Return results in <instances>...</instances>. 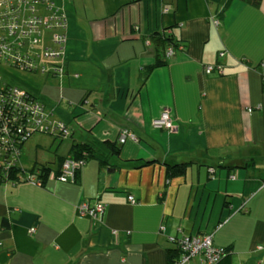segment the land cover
Instances as JSON below:
<instances>
[{
	"label": "crops",
	"instance_id": "0c3cea01",
	"mask_svg": "<svg viewBox=\"0 0 264 264\" xmlns=\"http://www.w3.org/2000/svg\"><path fill=\"white\" fill-rule=\"evenodd\" d=\"M53 2L67 17L66 74L31 73L40 78L28 90L71 135L33 160L29 139L21 163L58 170L74 142L98 158L75 182L0 181V264H170V236L211 232L231 250L221 264H264V0ZM156 32L184 49L167 57ZM218 63L224 74L204 71ZM164 109L175 130L153 127ZM123 129L138 140L120 143ZM166 162L190 164L169 178ZM85 201L104 212L83 214Z\"/></svg>",
	"mask_w": 264,
	"mask_h": 264
},
{
	"label": "built area",
	"instance_id": "2783aa9c",
	"mask_svg": "<svg viewBox=\"0 0 264 264\" xmlns=\"http://www.w3.org/2000/svg\"><path fill=\"white\" fill-rule=\"evenodd\" d=\"M215 22L218 24L219 20L215 18ZM66 30V14L55 7L53 0H0V71L8 67L29 73L65 75ZM45 31L50 34L45 35ZM183 49V45L170 46L166 55L172 57L177 50ZM220 56L225 57V51H221ZM204 71L207 74H224L225 66L222 63L206 64ZM248 111L252 112L253 108L249 107ZM152 125L169 131L177 128L169 109H164ZM37 132L59 137L71 135L70 127L64 121L53 119L51 111L37 95L4 81L0 75V181L11 182L6 177L16 167L21 174L12 182L27 180L43 184L39 167L26 169L21 163L23 144ZM129 137L138 140L135 133L123 129L119 142L124 143ZM85 162V159L69 156L49 176L63 182H75ZM210 171L215 169L210 168ZM128 198L136 201L132 194ZM104 209L105 206L98 201L93 204L85 201L80 205L81 212L92 218L99 217ZM34 231L35 227H32L30 232ZM169 239L177 245L181 254L174 264H188L196 256L201 257L202 264H221L231 254L228 247L214 244L213 232L170 236Z\"/></svg>",
	"mask_w": 264,
	"mask_h": 264
},
{
	"label": "trees",
	"instance_id": "16d2710c",
	"mask_svg": "<svg viewBox=\"0 0 264 264\" xmlns=\"http://www.w3.org/2000/svg\"><path fill=\"white\" fill-rule=\"evenodd\" d=\"M233 0H221V9L226 8L230 2ZM253 4H258L260 0H245ZM153 38L159 42L158 45L162 46L163 51H167V49L170 46L173 47H178L179 42H176L171 35H168L166 33H161V32H156L153 34ZM165 61H163L160 57L157 59V62L148 68V73L157 66L164 65ZM26 142L23 144L22 148H24ZM103 144L108 147L112 152L119 154L120 153V148L118 147L116 142H111V141H104ZM70 157H73L75 159H85L88 160L89 158L96 157L98 158V155L96 153V149L92 147L91 145L88 144H83V143H77L74 142L71 148L70 152ZM68 156V157H69ZM67 157H61L60 160L63 162ZM157 160H145L143 164H153L156 163ZM103 163H106L103 161ZM190 163H176V164H171V163H165L166 166V173L167 177H175L179 175H184L189 167ZM39 171H40V177L43 178V184L45 183L46 179L49 177L50 172L52 171V168L48 165H41L39 166ZM21 174V170L17 169L16 167L11 169L6 177V180L10 181H16L18 179V175ZM4 176V175H3ZM18 182V181H17ZM180 253L179 250H169V257H170V264H174L178 259L175 258L178 254Z\"/></svg>",
	"mask_w": 264,
	"mask_h": 264
},
{
	"label": "rangeland",
	"instance_id": "374dc122",
	"mask_svg": "<svg viewBox=\"0 0 264 264\" xmlns=\"http://www.w3.org/2000/svg\"><path fill=\"white\" fill-rule=\"evenodd\" d=\"M0 75L2 76L3 80L6 82H9L11 84L18 85L22 88L26 89H33V87L37 84V81L39 80V74H31L29 72H22L17 69L12 68H3L0 71ZM70 129L71 126L69 125ZM56 134H50V133H44V132H37L35 133L29 140V142L26 145V149L24 151L25 156L28 157V159L35 158V154L42 153L48 155V151L50 149V145H47V140H50L51 138H54ZM70 136V135H69ZM69 136H66L65 138H69ZM59 137V136H57ZM60 139V138H58Z\"/></svg>",
	"mask_w": 264,
	"mask_h": 264
}]
</instances>
